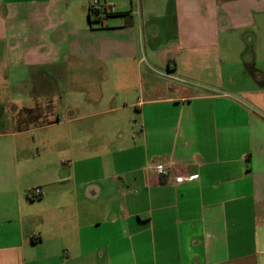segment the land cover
<instances>
[{
	"label": "crops",
	"instance_id": "0c3cea01",
	"mask_svg": "<svg viewBox=\"0 0 264 264\" xmlns=\"http://www.w3.org/2000/svg\"><path fill=\"white\" fill-rule=\"evenodd\" d=\"M91 4L0 0V264H264V0Z\"/></svg>",
	"mask_w": 264,
	"mask_h": 264
},
{
	"label": "built area",
	"instance_id": "2783aa9c",
	"mask_svg": "<svg viewBox=\"0 0 264 264\" xmlns=\"http://www.w3.org/2000/svg\"><path fill=\"white\" fill-rule=\"evenodd\" d=\"M91 6L93 8H98L100 6L99 0H92ZM146 169L153 171L154 173H156L159 176H164V177H168L169 176V172H168L166 166L163 163H157V164H153V165H150V166H146ZM197 178H198L197 174H193V175H189V176H176L173 179V182L175 184H177V183H181V182H184V181H187V180H194V179H197ZM30 193H31L32 196H38L39 193H40L39 188L33 189Z\"/></svg>",
	"mask_w": 264,
	"mask_h": 264
},
{
	"label": "trees",
	"instance_id": "16d2710c",
	"mask_svg": "<svg viewBox=\"0 0 264 264\" xmlns=\"http://www.w3.org/2000/svg\"><path fill=\"white\" fill-rule=\"evenodd\" d=\"M87 14H88L90 23L98 21L101 14H104V15H120V16H123L125 19H128V17H130L128 12L109 13L106 11V8L99 9V8H93L92 6L88 7ZM91 17H93V19H91Z\"/></svg>",
	"mask_w": 264,
	"mask_h": 264
},
{
	"label": "rangeland",
	"instance_id": "374dc122",
	"mask_svg": "<svg viewBox=\"0 0 264 264\" xmlns=\"http://www.w3.org/2000/svg\"><path fill=\"white\" fill-rule=\"evenodd\" d=\"M89 4V3H88ZM243 47H245V44H240V42L238 44H236V48L233 50V52H239ZM143 54V52H142Z\"/></svg>",
	"mask_w": 264,
	"mask_h": 264
}]
</instances>
